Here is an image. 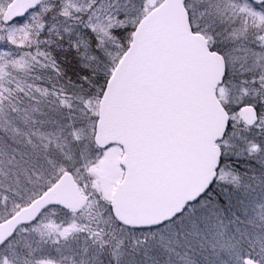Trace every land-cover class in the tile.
Here are the masks:
<instances>
[{
    "label": "snow or ice",
    "instance_id": "1",
    "mask_svg": "<svg viewBox=\"0 0 264 264\" xmlns=\"http://www.w3.org/2000/svg\"><path fill=\"white\" fill-rule=\"evenodd\" d=\"M0 264H264V0H0Z\"/></svg>",
    "mask_w": 264,
    "mask_h": 264
}]
</instances>
